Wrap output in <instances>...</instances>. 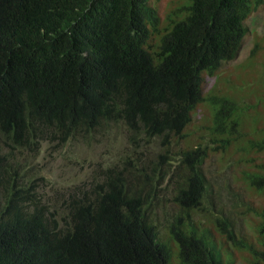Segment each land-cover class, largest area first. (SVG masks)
I'll return each mask as SVG.
<instances>
[{
	"label": "trees",
	"instance_id": "obj_1",
	"mask_svg": "<svg viewBox=\"0 0 264 264\" xmlns=\"http://www.w3.org/2000/svg\"><path fill=\"white\" fill-rule=\"evenodd\" d=\"M263 5L192 0L163 24L151 0H0V264H169L151 206L154 167L102 166L91 183L50 197L31 160L48 143L115 125L125 129L128 165L143 142L169 150L184 141L203 103L209 143L180 153L181 213L168 233L183 264H225L220 241L264 264V222L256 239L236 234L223 213H211V225L192 215L211 194L205 164L219 153L253 164L243 178L252 195L264 191V135L241 145L243 104L205 95L202 76L238 58ZM198 225L209 230L198 236Z\"/></svg>",
	"mask_w": 264,
	"mask_h": 264
},
{
	"label": "rangeland",
	"instance_id": "obj_2",
	"mask_svg": "<svg viewBox=\"0 0 264 264\" xmlns=\"http://www.w3.org/2000/svg\"><path fill=\"white\" fill-rule=\"evenodd\" d=\"M162 18V23L169 21V15L181 7L191 5L192 0H151ZM183 15V14H180ZM250 33L244 38L243 46L236 60L226 63L222 71L211 76L204 71L205 95H217L238 101L243 106L242 128L244 137L241 145H247L249 136L256 138L264 135V5L247 21ZM256 47V48H255ZM255 48V51L252 50ZM246 102H249L247 105ZM194 121L189 126L187 136L181 143H175L169 150L161 148L160 143L144 142L130 151L131 164H124L122 154L126 150V133L124 128L111 126L107 132H99L86 139L73 140L65 145L46 144L35 160L38 177L50 197L56 191H73L84 184L91 183L96 171L109 165L120 168H143L145 172L155 171L152 204L154 218L158 226L160 239L169 247V264H183L180 259V247L168 233L169 225L181 213L175 202L179 177L178 158L182 151L194 148L199 143H209V130L204 129L205 120L210 119L211 108L207 103L200 104L194 112ZM205 115V116H204ZM157 141V140H156ZM160 142V141H158ZM237 153H219L208 159L205 169L210 179V196L205 198L202 208L192 213L195 221L208 225L214 223L213 216L225 215L239 236L255 237L264 222V217L257 214V209L264 208V191L247 187V173H254L257 168L253 164L239 162ZM250 156L246 154L244 159ZM98 174V173H97ZM53 184V185H52ZM217 209V210H216ZM189 227V226H188ZM192 228V227H191ZM189 228V230L191 229ZM205 228L198 225L195 229L198 236L205 234ZM216 232L219 233L217 229ZM214 233L212 229L209 231ZM220 239L218 240V242ZM212 248V247H211ZM223 254L225 264H261L256 256L246 250H228L221 241L215 246V254Z\"/></svg>",
	"mask_w": 264,
	"mask_h": 264
}]
</instances>
